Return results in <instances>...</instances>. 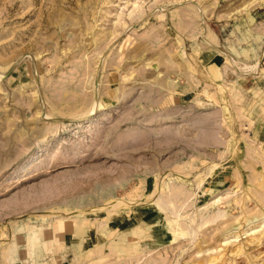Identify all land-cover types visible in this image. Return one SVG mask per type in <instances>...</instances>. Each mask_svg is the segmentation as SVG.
<instances>
[{
  "label": "rangeland",
  "instance_id": "obj_1",
  "mask_svg": "<svg viewBox=\"0 0 264 264\" xmlns=\"http://www.w3.org/2000/svg\"><path fill=\"white\" fill-rule=\"evenodd\" d=\"M0 264H264V0H0Z\"/></svg>",
  "mask_w": 264,
  "mask_h": 264
},
{
  "label": "bare ground",
  "instance_id": "obj_2",
  "mask_svg": "<svg viewBox=\"0 0 264 264\" xmlns=\"http://www.w3.org/2000/svg\"><path fill=\"white\" fill-rule=\"evenodd\" d=\"M234 65V61H230ZM244 71V70H243Z\"/></svg>",
  "mask_w": 264,
  "mask_h": 264
},
{
  "label": "water",
  "instance_id": "obj_3",
  "mask_svg": "<svg viewBox=\"0 0 264 264\" xmlns=\"http://www.w3.org/2000/svg\"><path fill=\"white\" fill-rule=\"evenodd\" d=\"M95 84H97V83H95Z\"/></svg>",
  "mask_w": 264,
  "mask_h": 264
}]
</instances>
